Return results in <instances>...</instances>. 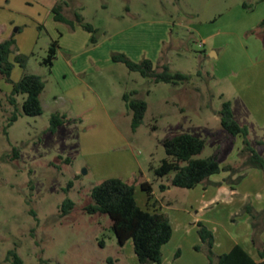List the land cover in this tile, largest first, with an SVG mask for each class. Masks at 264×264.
Masks as SVG:
<instances>
[{
	"label": "rangeland",
	"instance_id": "obj_1",
	"mask_svg": "<svg viewBox=\"0 0 264 264\" xmlns=\"http://www.w3.org/2000/svg\"><path fill=\"white\" fill-rule=\"evenodd\" d=\"M57 4H62L68 18L75 20L80 13L97 28L98 43L112 54L130 57V53L136 61L149 58L159 70L168 62L171 71L191 73L193 78L183 84L156 83L123 62H102L86 79L100 93L118 131L101 117L82 123L67 120L77 110L71 94L67 101L60 98L62 87L69 84L62 83L61 73L73 54L70 45L82 39H71L64 32L72 29L70 24L54 20ZM263 17L264 0H0V40L14 38L12 62L18 53L26 57L25 66L16 65L9 79L0 73V263L7 262V252L15 249L24 264H142L129 257V248V255H122L108 214L85 211L93 201L92 189L132 165L129 148L145 161L157 186L151 165L167 157L164 141L183 133L205 139L199 157L217 153L221 164L233 163L243 136L232 135L221 125L218 112L228 99L221 92L227 91L230 99L244 97L253 107L259 104L252 100H262L264 106V61L259 60L264 57V34L260 50L251 45L259 29L246 32L254 23L259 27ZM200 31L220 32L221 42H231L228 54L237 74L216 80L217 67L225 72L230 67L222 58L205 53ZM57 38H61L60 48L50 68L43 60ZM158 47L162 48L159 62L155 58ZM24 73L40 75L45 81L41 95L45 110L38 116L24 114L21 95L18 119L10 124L15 109L8 97ZM133 91H138L133 98L148 104L136 130L123 98V93ZM122 109L126 111L120 115ZM53 113L68 115V123L54 133L48 131ZM237 115L249 121V138L264 156V145L257 144L264 137V126ZM119 132L124 133L127 146ZM248 169L237 184L252 190L263 184L264 189L263 169L250 174ZM170 176L173 172L165 178ZM175 190L183 189L175 186ZM136 194L138 204L148 209L147 192L139 188ZM68 197L75 207L60 217L61 204ZM172 200L176 205L185 202L183 196Z\"/></svg>",
	"mask_w": 264,
	"mask_h": 264
},
{
	"label": "trees",
	"instance_id": "obj_2",
	"mask_svg": "<svg viewBox=\"0 0 264 264\" xmlns=\"http://www.w3.org/2000/svg\"><path fill=\"white\" fill-rule=\"evenodd\" d=\"M262 1V0H259ZM247 6L246 4H244ZM54 19L59 22L70 24L72 29L75 24L82 26L90 33L89 43H98L96 36L97 28L91 23L85 22L82 15L76 14L75 20L68 18L63 13L62 4L53 7ZM264 26V20L260 26ZM13 37L0 41V73L10 78L11 72L16 65L25 66L26 57L18 53L15 61L10 60L13 51ZM60 48L59 41L53 39L49 45L48 55L43 63L50 68L54 64ZM112 58L116 62H123L131 71L140 72L143 76L152 81L183 84L193 78V74L182 71H171L169 63L165 62L161 66L154 65L149 58L140 61L132 60L125 53H113ZM46 83L40 75L24 73L21 79L13 83L8 102L14 107L10 124L17 121L18 97L24 96L22 111L26 115L38 116L43 114L44 107L41 95L45 90ZM138 91L124 93L123 98L127 107L132 111V127L136 130L143 122L147 112L148 104L144 99L133 98L132 95ZM221 125L232 135H242L243 145L238 152V163L223 166L219 161V156L214 153L208 157H199L202 153L206 141L190 133H183L164 141L167 157L163 158L159 165H151V169L158 178L168 176L173 172L171 185L181 188H194L198 184L207 181L212 175L228 171L226 181L237 184L243 177L242 171L246 168L264 169V156L258 151L249 138V127L241 124L236 119L231 100H225L219 110ZM66 115L53 113L51 116L50 132H56L58 127L65 123ZM257 144H264L259 140ZM15 157L18 152L15 150ZM237 175L235 179L233 176ZM73 185L71 181L67 190ZM142 188L147 192L149 203L148 209L141 207L136 198V184L124 180L120 177H110L97 183L91 192L92 203L84 207L85 211L94 213H105L112 219V228L116 234L119 245L123 246L127 240L132 239L134 251L137 259L142 264H160L163 257V246L170 241L173 235V226L166 213L154 208L151 203L153 198L152 186L148 182H142ZM161 189L167 185L161 184ZM75 207V202L71 198H66L61 204L60 217L70 213ZM244 211L249 214L253 227V242L259 247L260 261L255 260L241 245L237 244L229 252L217 255L214 252V233L204 224L200 225L199 233L206 244V251L209 264H264V243L260 236L264 230V209L258 210L251 203L244 206ZM35 215V213H34ZM36 216V215H35ZM6 260L11 264H24V260L15 249L7 252Z\"/></svg>",
	"mask_w": 264,
	"mask_h": 264
},
{
	"label": "crops",
	"instance_id": "obj_3",
	"mask_svg": "<svg viewBox=\"0 0 264 264\" xmlns=\"http://www.w3.org/2000/svg\"><path fill=\"white\" fill-rule=\"evenodd\" d=\"M262 20H264V17ZM257 26L258 25L255 23L249 25L246 32H253V30L259 29V33L255 36L251 45L253 44L255 48L261 50L264 32L262 27L260 28ZM64 32L72 35L70 38L73 40H76L77 36L82 39L80 42L74 41L75 43L70 45L69 50L73 54L67 59L66 69L61 73L62 83L69 84L62 87L63 94L60 98L67 101L68 98L66 96L71 94V100L76 103L77 110V113L74 112V115L67 117V120H74L82 123L85 119L90 120L92 118L101 117L100 119L110 122V125L116 129L115 123L111 121L112 116L110 111L103 103L100 93H98L92 83L86 79V77L92 75L97 68L104 65L102 62H106L107 65L116 63L112 58V53L104 49L100 43L90 45L89 39L91 35L80 25H75L73 29L69 31L66 29ZM64 32L61 33L63 37H65ZM219 33L220 32L200 31V42L204 45L205 53L211 52L212 56L222 58L224 64L230 67L227 72L221 71V69L217 67L216 70L219 72L214 74L216 80L225 81L230 79L233 74H237V71L232 66L233 61L230 58L231 54H228L230 50H228V48H232L231 42H221V38H217ZM60 39L61 38H57L59 45ZM217 40L218 42H216ZM161 51V47L155 50L157 62L160 60ZM127 54L131 58L136 59L132 54ZM148 56L153 58V55ZM259 60L264 61V57ZM221 94L223 96H228L227 100H231L236 119L241 124L248 125L250 135L252 128L249 125V121H241L237 113L243 118L256 121L259 126H264V106L260 104V102L263 103L262 100H252L251 102L259 104L258 106L255 104V107H253L250 101H247L244 97L230 99L228 92L224 90ZM41 100L45 110L44 101L43 99ZM125 111V109H122L119 111V114L122 115ZM67 123L68 122H65L61 126ZM110 125L107 123V127ZM119 133L124 140L126 138L124 133ZM252 140L253 139H251V141ZM257 140L264 141V137H260V139ZM127 145L128 141L124 140L123 146ZM260 145L264 144H259V146ZM127 151L128 154L132 156V165L110 177H120L124 180L134 182L136 184V192L139 188L144 190L141 186L142 182L151 184L153 195L151 203L154 204V208L168 215L173 226V235L170 241L162 248L163 257L160 264H209L206 244L199 233L201 224L206 225L214 233V252L217 255L229 252L235 245L239 244L255 260H261L259 247L252 240L253 227L250 216L244 211V206L247 203H251L258 210L264 209V189H261L263 188L261 182L262 186L260 185V188L258 187L255 190L245 189L242 187L241 182L238 184H231L226 181L229 172L223 171L212 175L207 181L190 189L182 188L183 190H175V186L171 185L172 176L156 179V186L151 181L149 173L146 170L145 161L143 162L139 159V156L136 155L132 149L129 148ZM238 159L239 157L237 155L231 164H237ZM222 165L225 166L226 164ZM260 169L262 170V168H250L247 172L248 174L261 173L259 172ZM262 171V173H264V169ZM236 176L237 175H234L233 179H235ZM161 184H165L167 187L161 189ZM184 189H186V191ZM182 191H185L184 194ZM182 196L184 197V204L176 205L172 199L182 198ZM147 203H149V198ZM260 240L264 243V230L260 236ZM120 248L122 255H129L126 252L129 248V257L132 259L137 258L132 239L127 240ZM1 261L2 260H0V262ZM0 264H10V262L4 261Z\"/></svg>",
	"mask_w": 264,
	"mask_h": 264
},
{
	"label": "built area",
	"instance_id": "obj_4",
	"mask_svg": "<svg viewBox=\"0 0 264 264\" xmlns=\"http://www.w3.org/2000/svg\"><path fill=\"white\" fill-rule=\"evenodd\" d=\"M201 45H203L202 43H200Z\"/></svg>",
	"mask_w": 264,
	"mask_h": 264
}]
</instances>
